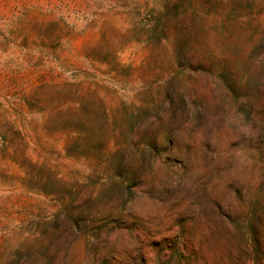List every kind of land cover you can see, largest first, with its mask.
<instances>
[{
    "label": "rangeland",
    "instance_id": "1",
    "mask_svg": "<svg viewBox=\"0 0 264 264\" xmlns=\"http://www.w3.org/2000/svg\"><path fill=\"white\" fill-rule=\"evenodd\" d=\"M0 264H264V0H0Z\"/></svg>",
    "mask_w": 264,
    "mask_h": 264
}]
</instances>
